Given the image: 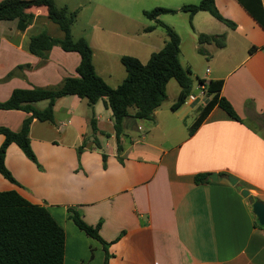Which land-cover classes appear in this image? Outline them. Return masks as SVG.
<instances>
[{"label": "crops", "instance_id": "obj_1", "mask_svg": "<svg viewBox=\"0 0 264 264\" xmlns=\"http://www.w3.org/2000/svg\"><path fill=\"white\" fill-rule=\"evenodd\" d=\"M187 2L175 10L182 12L181 6L194 4ZM214 2L235 27L216 18L221 24H215L207 16L204 19L216 30L192 25L194 37L225 35L222 48L199 45L207 46L203 50L208 66L201 79L223 80L221 95L240 121L215 106L190 134L203 104V90L197 82V98L187 97L172 110L178 85L173 100L163 102L152 119L124 117L120 162L110 109L102 99L90 106L86 99L69 95L57 99L53 121L33 118L30 123V145L41 168L16 144L8 146L4 161L16 183L0 174V191H16L49 211L64 230L63 264L105 260L103 245L74 224L69 208L79 211L87 224L101 222L99 234L110 242L107 264H264V226L256 224L248 199L240 193L246 189L264 202V27L237 0ZM48 21L44 8H37L24 31L15 22L0 29V101L14 88L57 87L65 76L75 75L78 53L53 46L41 59L28 51L30 37ZM85 38L92 48L94 69L104 81L95 64L94 44H143L106 27ZM252 46L257 48L250 52ZM26 64L29 67L19 68ZM10 71L13 76L4 79ZM92 115L99 148L90 138ZM30 116L23 110L0 109V125L18 131ZM84 142L78 159L77 149ZM102 153L107 155L105 167ZM202 173H207V180L196 183L195 176Z\"/></svg>", "mask_w": 264, "mask_h": 264}, {"label": "trees", "instance_id": "obj_2", "mask_svg": "<svg viewBox=\"0 0 264 264\" xmlns=\"http://www.w3.org/2000/svg\"><path fill=\"white\" fill-rule=\"evenodd\" d=\"M237 1L264 27L261 0ZM37 8H44L48 19L59 27L63 35L59 38L52 37L46 31L32 35L28 42V51L41 59H46L51 48L59 46L64 51L78 53L80 60L75 68V75L65 76L57 87L14 88L7 99L0 101V109H17L31 113L30 117L23 120L18 131L0 125V134L3 136L0 144V174L12 183H16V180L4 161L8 146L12 143L16 144L29 160L41 168L30 145V123L33 118L39 121H53V110L57 99L76 95L80 99H86L90 106L102 99L111 111L116 155L121 162L124 117L152 119L154 111L167 97L166 86L171 79H174L180 88L176 100L171 105L172 110L178 109L185 102L192 88L191 70L189 67H183L179 59L180 37L175 30L158 19L161 14L175 13L177 10L155 7L144 11L148 19L156 20L164 28L167 37L164 45L160 50L151 53L145 63L135 56L122 55L120 61L125 68L126 76L116 87H111L96 73L92 62V48L87 40L83 37L78 39L72 37L71 26L76 17L74 11H68L65 7L57 8L54 0H0V21L16 20V28L24 31L32 22ZM179 11L188 12L190 16L200 11H207L217 20L232 28L235 27L234 22L219 12L214 0L185 4ZM154 27L148 26L145 30L149 31ZM198 39L200 42L212 43L217 48L225 45L224 34L200 33ZM256 48L252 46L249 51ZM198 51L205 54L202 48ZM23 67L29 65L19 66V68ZM198 83L204 85L206 97L196 119L189 127L190 134L215 106L240 121L231 103L221 95L222 79L206 81L198 78ZM40 101H46V106L38 108L36 104ZM89 127L90 138L99 148L98 129L93 115L89 120ZM83 146H86L85 142L77 149L78 159ZM101 155L105 167L107 155L105 153ZM194 180L196 183L205 182L207 173L197 174ZM69 217L80 230L103 245L105 251L103 264H107L110 257L108 252L110 242L103 240L99 234L101 222L94 226L87 224L80 212L72 208H69ZM64 242L63 228L44 206L28 202L16 191H0V264H63Z\"/></svg>", "mask_w": 264, "mask_h": 264}, {"label": "rangeland", "instance_id": "obj_3", "mask_svg": "<svg viewBox=\"0 0 264 264\" xmlns=\"http://www.w3.org/2000/svg\"><path fill=\"white\" fill-rule=\"evenodd\" d=\"M187 1H194L193 3L196 4L200 0H54L57 8L65 7L68 11H74L76 14L71 26L73 39L78 35H81L84 39H86L85 36L89 38L91 34L93 35L101 28L106 27L109 31L118 32L126 36L129 35L134 40H139L143 43L142 45L122 44L119 42L94 44V59L97 71L103 73L105 81L111 87H116L126 76L125 68L119 58L120 55H133L140 61L142 60V63H145L149 58V51L156 52L164 45L163 41L165 42L167 38L164 28L155 20L148 19L144 15V11L155 7L176 9L179 5L188 3ZM204 16L211 18L215 24H221L213 16L209 15L207 11L198 12L193 17V22L188 12L164 13L158 17L159 21L170 26L180 37L179 59L183 67L191 69L192 95H199L200 90L196 87L198 78L205 75V70L208 66L204 56L206 54L198 51L200 49L198 48L199 45L203 42H200L198 37H194L193 26L196 29H217L215 25L209 24L204 19ZM12 22L16 23L14 20L11 22L9 20L0 21V29L9 26ZM152 25L155 26L152 31L146 30V32L144 30ZM34 31L36 30H30L29 33H36ZM40 31H48L54 37L61 36L60 29L51 21H48L43 28L39 29ZM110 38L114 40L116 36L110 34ZM204 48H207V46H204ZM12 76L13 71H10L5 75L4 79ZM177 88L178 83L172 79L166 93L168 99L166 97L167 100L165 99L164 104H168L173 100ZM46 103V101H40L36 106L43 108ZM105 129L108 130L109 126H105ZM111 142L114 143L113 140Z\"/></svg>", "mask_w": 264, "mask_h": 264}, {"label": "water", "instance_id": "obj_4", "mask_svg": "<svg viewBox=\"0 0 264 264\" xmlns=\"http://www.w3.org/2000/svg\"><path fill=\"white\" fill-rule=\"evenodd\" d=\"M240 193L243 197L248 199L258 224L264 226V202L259 199H255L246 189H241Z\"/></svg>", "mask_w": 264, "mask_h": 264}, {"label": "built area", "instance_id": "obj_5", "mask_svg": "<svg viewBox=\"0 0 264 264\" xmlns=\"http://www.w3.org/2000/svg\"><path fill=\"white\" fill-rule=\"evenodd\" d=\"M209 70L207 69V72H208ZM200 89L201 90H203L202 92H201V95L204 97V99H205V93H204V85L203 84H200ZM189 98H191L192 100H195L197 97L196 96H194V95H190L189 96ZM205 103V100H203V104ZM202 104V105H203Z\"/></svg>", "mask_w": 264, "mask_h": 264}]
</instances>
